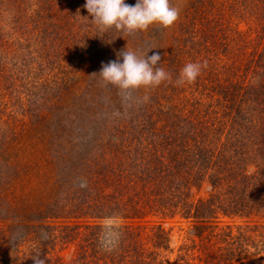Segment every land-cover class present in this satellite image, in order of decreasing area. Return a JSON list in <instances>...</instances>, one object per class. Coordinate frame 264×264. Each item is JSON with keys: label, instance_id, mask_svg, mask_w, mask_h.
<instances>
[{"label": "rangeland", "instance_id": "1", "mask_svg": "<svg viewBox=\"0 0 264 264\" xmlns=\"http://www.w3.org/2000/svg\"><path fill=\"white\" fill-rule=\"evenodd\" d=\"M170 2L172 26L125 35L99 32L85 0H0V264L126 259L127 233L161 264L264 256L263 218L198 223L177 200L185 178L192 207L237 197L228 171L255 172L239 153L264 130V0ZM124 49L158 52L173 81L188 62L207 67L125 99L98 75ZM229 233L242 253L221 250Z\"/></svg>", "mask_w": 264, "mask_h": 264}, {"label": "clouds", "instance_id": "2", "mask_svg": "<svg viewBox=\"0 0 264 264\" xmlns=\"http://www.w3.org/2000/svg\"><path fill=\"white\" fill-rule=\"evenodd\" d=\"M83 7L91 17L92 24L101 33L115 29L125 35H132L147 30L153 24L168 28L179 18V9L172 6L170 0H136L135 5H128L125 0H85ZM150 50L138 55L133 50L124 49L119 53L122 62L113 60L102 64L98 75L103 84L117 87L124 98L128 99L135 90L155 88L165 81L173 83L174 86L190 85L207 67V61L188 62L173 81L171 73L160 66L157 67L161 60L160 54L153 52L151 56H148L147 53ZM142 100L145 103L148 102L149 96L145 95ZM106 227H111V224ZM108 236L107 243L105 241L101 243L106 250L110 251L108 244L115 247L119 233L111 232Z\"/></svg>", "mask_w": 264, "mask_h": 264}, {"label": "trees", "instance_id": "3", "mask_svg": "<svg viewBox=\"0 0 264 264\" xmlns=\"http://www.w3.org/2000/svg\"><path fill=\"white\" fill-rule=\"evenodd\" d=\"M255 65H258L255 64ZM257 67L253 68V71H256ZM261 106L264 105V90L262 91L261 94ZM259 100V98H258ZM222 133V132H221ZM220 133V134H221ZM228 135H232V136H236L237 134L233 131H228ZM197 135L203 136V137H207L208 133L204 132H197ZM204 138L205 141L209 140ZM257 141L256 143H252L249 146V149H251L250 153L248 152L247 148H245L242 152H240L239 154L244 155L247 154L248 159L251 160L253 167L255 169V172L251 175H247L244 173V171L241 170H231L232 172L228 171L227 176L231 177V182L230 185L232 186V188H234L236 190V195L237 197H232L229 198L227 200H219L218 199V203L214 200H206V201H202V206L196 205L192 206V202L194 200H191L192 202H190L189 200V196L188 193L191 192L192 190L191 187H186V183L188 182V180L186 181V178L183 180V186L182 187H178V191L180 193H178L177 195V200L180 204H184V208H185V212H189V214L191 215V217H193L195 220L198 221V223H202L204 222L206 223H213L216 220H221L220 217H228V218H248L251 219L250 223L251 224H258L256 223L253 219H258V218H263L264 219V130L262 132H260L257 137H256ZM227 141V138L226 140ZM221 143V142H219ZM223 145V144H222ZM228 150H231L232 153L236 154V149L233 148L231 149V147L227 148ZM230 151V152H231ZM205 153H200L198 155V159L201 158H208L205 156ZM240 155V156H241ZM223 165L225 166V164L223 163ZM231 166V165H229ZM217 171V169H216ZM239 171V172H238ZM216 178V177H214ZM194 184V183H193ZM199 184V183H198ZM196 184V186L198 185ZM182 189V190H180ZM169 206V205H168ZM163 211V210H162ZM158 229V233L157 235L160 236H155V238L157 240H161L162 244L163 241L167 238L166 233L164 232L163 235L160 234V232L162 231L161 226L157 227ZM202 229V228H201ZM240 230H242V228H239ZM123 230L125 231L124 233L126 234V229L123 228ZM241 233V232H240ZM240 236V234H239ZM262 238L264 237V230L262 232ZM227 240H226V248L224 247L221 248V250H225V252H229L231 254L229 255H233L234 253L237 255V253H242V250L237 248V246L239 247V241H237V239L233 238V236H231V234H228ZM137 237L136 236H130V233H127L125 239L123 241L120 242L119 245L123 244V247H125V251L124 253L127 252L126 255H131L126 259H123L122 256H120L121 258L118 259H112L109 262H100L97 261L96 263L92 260L89 261H83V260H74L72 262H67L64 263L62 262H58V264H153L152 260L156 259L155 264H161L162 260L165 261L164 259H162L161 261L159 260V258L156 255H152L150 254L149 258H147V256L143 257V256H139V250L137 248H133L132 246L134 245L135 242H137ZM237 241V242H235ZM263 241V240H261ZM127 244V245H126ZM167 244H165V247ZM236 248V249H232V248ZM250 248V247H249ZM260 251L264 252V242L261 246V248H259ZM261 252V253H262ZM91 257V256H90ZM225 261L223 264L225 263H229V258H227L226 256H221ZM122 259V260H121ZM88 260V259H87ZM45 264H52L50 260H43L42 261ZM245 264H264V256H260L259 259L256 260H252L250 262H247Z\"/></svg>", "mask_w": 264, "mask_h": 264}]
</instances>
